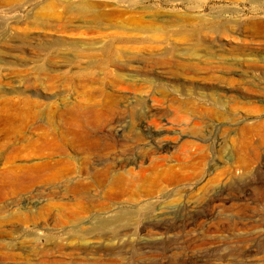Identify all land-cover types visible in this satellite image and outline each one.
<instances>
[{
	"label": "rangeland",
	"instance_id": "obj_1",
	"mask_svg": "<svg viewBox=\"0 0 264 264\" xmlns=\"http://www.w3.org/2000/svg\"><path fill=\"white\" fill-rule=\"evenodd\" d=\"M87 4L104 18H81ZM262 20L264 0H0V264H264V41L247 34ZM83 105L111 106L103 126L84 118L95 167L185 135L171 151L179 181L151 174L122 191L84 176L81 191L85 155L36 145ZM122 127L142 130L146 149L122 150ZM194 200L211 215L180 230L118 220Z\"/></svg>",
	"mask_w": 264,
	"mask_h": 264
},
{
	"label": "bare ground",
	"instance_id": "obj_2",
	"mask_svg": "<svg viewBox=\"0 0 264 264\" xmlns=\"http://www.w3.org/2000/svg\"><path fill=\"white\" fill-rule=\"evenodd\" d=\"M76 10H77V14L83 19L92 17L97 21H101L104 18L102 13L95 11L96 9L92 10V8L88 4L78 6V9ZM249 27H250V30L247 34H249L248 38H250L252 42L264 41V21L263 20L254 21ZM114 64H116V62ZM92 84H94V82H91L90 87L92 86ZM103 93H104V96L108 100L112 98V96L107 95L106 92H103ZM109 109H111L110 105L109 106L108 105H103V106L83 105V106H79L71 110H66V111L61 112L58 118L59 121H57V123L59 122V128H54L53 127L54 125H51L52 127L49 130L48 128L43 129L44 127L39 128V131L40 130L41 131L44 130V131H43V134L41 135L42 136L41 141L39 143L35 141L37 143L36 145L37 150L40 151L41 153L49 152L51 155H55L59 153L66 154L68 153L70 148H73V149L76 148L78 152H81L82 154H84L85 156L80 161L79 166L77 167L76 172H75L76 175L80 177L78 182L81 185L80 186L82 189L81 191L86 190L85 185H84L85 182L83 181L84 176L88 177L89 179L93 181L92 186L95 188L115 187L122 191H126L128 189L137 191L139 187L143 185L142 183L145 181L147 182V180L152 175L156 176L157 178L164 179V181L167 183L178 182L179 179L171 177V174L176 172L175 165L171 164L172 159L174 158V155L173 153H171V151L175 149L179 143L181 144V142L184 141L185 135L182 138H180L179 140L180 142L177 139L174 141V143L171 144V142L166 140L165 138L162 139L161 137H163L164 134L160 133V134H157L160 138L150 144L149 146L150 148L148 149L146 153L142 152V154L140 153L138 155H133V157H131L132 155H130V157H127L126 155H122L123 159H119L118 161L105 162L101 164L100 167L98 168L93 165L94 163L90 158V154L96 149L98 143H97V140L95 139L90 140L89 137L87 138L85 137L84 129H83L84 128V118L85 116H88L90 128L91 130H94L96 127L103 126V124L105 123V122L103 123V121L106 118V115ZM127 112H130L137 119L138 125L140 124V122L143 121L141 117V113L137 109L129 108ZM155 124L159 126L160 122L159 121L155 122ZM115 130H116L115 133L118 138H121V137L127 138V140H121L122 143L120 144V147L122 150L130 151L133 148H137L141 151V150L146 149L142 147L143 143L145 142L144 132L140 130L138 127L132 128L128 130V132L124 130L123 127L116 128ZM78 135L80 137H78ZM109 146H111L109 145V143L108 144L105 143L103 144V147L99 146V149L101 150L109 149ZM34 150L37 151L36 149ZM147 160H151V164L145 167L144 166L145 161L147 162ZM240 160H241L240 163L243 164L247 162L248 158L243 157ZM50 162L45 163V164H43L44 163L43 162L42 166L34 167L32 170L33 173H34V170L38 172V171H41L40 169H43L45 172L47 171V169H51V168L54 169L52 162L51 163ZM60 165L62 164L60 163ZM136 168H139V171H136L137 170ZM71 174H72L71 169L68 170V168L67 169L63 168L59 170L58 172L53 173V175H51L49 179L58 181L59 177H61L62 179V177H65V176L69 177V175ZM195 200L189 203H184L185 201L180 202L177 206L178 208H175V209L173 208V210H169V211H164L161 209L158 211L156 209L154 210L153 208H151L149 210L144 209V210L133 211V212H122L118 220L130 221L132 219H135V218L137 219L140 216H143L147 220L152 221L158 229L165 230L166 232L168 230H174V229L180 230L182 228L187 227L190 224V222L195 217H198L200 214H204L205 216H207V214L209 216L211 215L209 214V212H207L206 209L203 211V213H200L201 212L200 205L202 201H195ZM206 206L208 205H206L205 203V207ZM95 231H104V232L108 231L110 233L116 234V236H119V235H125L129 233L130 228H128L127 226H122V227L120 226V227H117L116 229H109L106 226H104L102 228L96 229Z\"/></svg>",
	"mask_w": 264,
	"mask_h": 264
}]
</instances>
